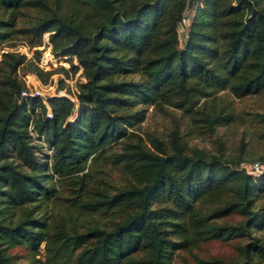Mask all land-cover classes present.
I'll return each mask as SVG.
<instances>
[{"label": "trees", "instance_id": "1", "mask_svg": "<svg viewBox=\"0 0 264 264\" xmlns=\"http://www.w3.org/2000/svg\"><path fill=\"white\" fill-rule=\"evenodd\" d=\"M83 2L85 23L53 14L17 30L31 0H0V47L49 33L52 53L73 55L84 78L72 120L74 103L62 95L46 98V117L39 96L19 98L16 71L41 81L53 71L37 66L38 55L0 52V264H172L179 251L244 235L239 259L195 263L264 264V171L247 173L239 154L186 149L176 119L164 141L136 131L149 105L185 111L198 132L245 121L214 94L264 92V0H129L123 11L113 0ZM93 11L102 17L89 30ZM247 118L264 142V111ZM31 132L50 146L48 161L35 155ZM50 204L67 209L55 224L46 220ZM231 214L240 217L230 222ZM17 246L22 263L7 252Z\"/></svg>", "mask_w": 264, "mask_h": 264}, {"label": "rangeland", "instance_id": "2", "mask_svg": "<svg viewBox=\"0 0 264 264\" xmlns=\"http://www.w3.org/2000/svg\"><path fill=\"white\" fill-rule=\"evenodd\" d=\"M84 0H31L29 7L23 8L19 11V21L16 29L27 28L32 21L40 16H49L57 14L63 17L73 15L80 22H86L88 12H90L89 6L84 4ZM129 0H113L114 5L121 11L127 9ZM39 2H43L42 5ZM80 9V10H79ZM193 14V9L188 12L190 22V15ZM93 18L90 20L89 30L95 29L96 23L99 18L102 17L101 13L92 12ZM187 23V22H186ZM22 28H21V27ZM186 28H180L179 41L184 42V34ZM49 33L43 34L41 40L34 45H28L27 39L23 35L18 34L10 41H5L0 47L3 51H17L25 55L27 59H33L35 55H38V63H41V59H44L47 67L45 70L53 71L45 81L39 80L36 76L40 86L39 90L44 95H62L69 98L74 104L71 115L68 120H72L73 115L78 110V103L74 97L76 91V83L84 81L81 75V67L73 55H61L53 54L50 43H46ZM49 47V48H48ZM49 52L50 59H46V52ZM26 53V54H25ZM60 67L66 70L64 73ZM27 72L24 69L19 68L16 71L17 77L22 78ZM31 74V73H29ZM33 74V73H32ZM32 83H35L31 79ZM61 84V88H59ZM61 90L63 93L58 94ZM65 93V94H64ZM222 95V99L229 101V105L234 108L237 117L242 116L244 122H239L238 119L230 121L226 124L215 125L212 131L198 132V126L195 125L189 118L188 114L180 109H175L170 106H164L165 110L154 108L152 105L145 107L143 119L136 125V131H151L155 136L166 140L170 134L171 118L176 119L179 124V135L181 141L185 143V148H199L206 153L220 154L224 158H233L236 154H239L243 160L240 164L247 167L250 163L258 162L264 168V142L259 140L253 134V126L248 122V116L255 111H264V92L246 95L240 98L231 96L228 92H217L214 94V103H221L222 99H219ZM222 100V101H221ZM30 142L33 145V151L41 162L48 161L51 153V148L47 143H44L41 137L31 132ZM12 156V155H11ZM11 159L13 157H10ZM16 162V161H15ZM18 163V162H16ZM256 171L258 174L264 169ZM252 174V175H256ZM54 175L51 176V181L54 180ZM58 188L59 185L56 184ZM261 201V197L255 196L254 203L258 204ZM67 211L63 204H50L45 209L46 220L48 223L55 224L62 217H65ZM16 215V212H15ZM240 216L231 214L225 217L226 220L233 222L239 219ZM79 214L76 216V220L79 222ZM75 221V220H74ZM75 221L76 223H78ZM254 235L262 236V230H256L251 232ZM248 236L240 238H234L228 242H221L218 240H209L199 243L197 247L192 248L191 252L179 251L174 257L172 264H196L194 257L207 258L210 256H217L223 260H236L239 259V248L243 243L247 242ZM7 252L11 256L13 261L22 263L25 261V249L22 246L13 247L8 249ZM42 252V250H41ZM39 252L36 255V259L44 260L42 253ZM194 254V255H193Z\"/></svg>", "mask_w": 264, "mask_h": 264}, {"label": "built area", "instance_id": "3", "mask_svg": "<svg viewBox=\"0 0 264 264\" xmlns=\"http://www.w3.org/2000/svg\"><path fill=\"white\" fill-rule=\"evenodd\" d=\"M189 15L188 13H186L185 15V20H184V24H187L188 23V20H189ZM187 22V23H186ZM49 41L47 40L46 43H48ZM49 44V43H48ZM49 48V47H48ZM3 50H1L2 52ZM26 54V53H25ZM37 66L41 69H43L44 67L41 65V63L37 61ZM45 70V69H43ZM29 76H32L34 79L33 81H35V83H32L31 82V79L29 78ZM22 80L24 82V88H22L20 91H19V98L21 97H25V96H30V97H33V96H39L41 98V101L43 102V104L46 106V110H45V116L46 117H50L51 116V113H50V110L46 104V98L47 97H50V95H44L40 90V86L38 84V81L37 79L35 78V75L34 74H29V73H26L24 75V77H22ZM55 96H58V95H55ZM242 167L245 169V171L249 174H256V171H259L261 168H262V165H260L257 161L256 162H253V163H250L249 165H247V167H244L242 165ZM264 169V168H262ZM261 172V171H260Z\"/></svg>", "mask_w": 264, "mask_h": 264}, {"label": "bare ground", "instance_id": "4", "mask_svg": "<svg viewBox=\"0 0 264 264\" xmlns=\"http://www.w3.org/2000/svg\"><path fill=\"white\" fill-rule=\"evenodd\" d=\"M46 54H47V55L45 56L46 59H50V58L52 57V56H50V54H49L48 51L46 52ZM45 62H46V61H45L44 59H41V65H42L44 68L47 67V65H46ZM29 78L32 79V80L34 79L32 76H29ZM61 93H63V92H62L61 90H59V91H58V94H61ZM64 94H65V93H64Z\"/></svg>", "mask_w": 264, "mask_h": 264}, {"label": "water", "instance_id": "5", "mask_svg": "<svg viewBox=\"0 0 264 264\" xmlns=\"http://www.w3.org/2000/svg\"><path fill=\"white\" fill-rule=\"evenodd\" d=\"M77 112V111H76ZM76 114V113H75Z\"/></svg>", "mask_w": 264, "mask_h": 264}]
</instances>
